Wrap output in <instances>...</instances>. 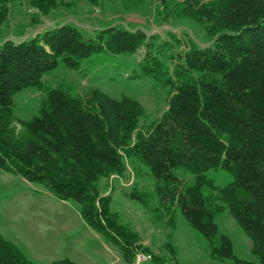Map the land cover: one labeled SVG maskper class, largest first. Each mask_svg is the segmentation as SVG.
<instances>
[{"label": "trees", "instance_id": "1", "mask_svg": "<svg viewBox=\"0 0 264 264\" xmlns=\"http://www.w3.org/2000/svg\"><path fill=\"white\" fill-rule=\"evenodd\" d=\"M18 1L0 0V168L75 203L127 261L140 250L152 264H178L170 235L180 212L211 258L264 264V0H20L36 10L34 23L87 1L179 33L114 20L86 30L72 19L3 38L9 24L1 23ZM108 66L126 69L132 88L146 79L154 92L165 90L166 107L151 116L131 90L65 76L96 77ZM53 72L59 80L45 81ZM27 88L39 89L37 108L19 118L14 95ZM128 169L127 197L170 231L158 252L141 246L139 232L110 205V179ZM219 170L229 175L225 183L210 175ZM225 212L251 239L253 259L237 257L220 231ZM0 264L36 263L0 233Z\"/></svg>", "mask_w": 264, "mask_h": 264}, {"label": "rangeland", "instance_id": "2", "mask_svg": "<svg viewBox=\"0 0 264 264\" xmlns=\"http://www.w3.org/2000/svg\"><path fill=\"white\" fill-rule=\"evenodd\" d=\"M34 11L36 10L29 7L28 3L20 0L12 6L6 21L1 23L2 30L6 24H9L7 31L2 35L3 38L33 36L58 20L72 19L86 30L102 26L103 21L114 20L126 25L133 24L148 33L154 31L162 33L167 28L179 33L178 26L171 27L168 24L157 26L151 19L147 21L144 16L134 13L110 10L103 12L98 6L87 1L78 2L73 12L70 11L72 13L64 17H42L37 23L32 19ZM98 74L97 76H102L104 79L103 82H99L97 76L92 77L94 75L81 78L76 72L65 76L73 80L78 78L81 85L93 83L108 92L131 90L130 94L135 95L151 116L159 115L166 107L165 90L154 92L146 79L133 80L135 86L130 87L126 81L128 74L126 69L117 74L112 66H108ZM60 76L59 73L53 72L44 79L55 83ZM39 96L40 91L37 88H27L15 93L16 115L19 118L31 116L36 111ZM15 126L19 128L18 123ZM127 172L125 177L119 179L114 175L110 179L111 187L107 189V192L111 193L110 205L120 213L122 220L129 222L139 232L141 246L158 252L164 246L165 235L170 231L167 227L153 222L140 203L127 197L125 192L129 191L134 180L132 171L128 169ZM210 175L219 183L229 180L228 173L223 170L211 171ZM218 225L220 231L230 237L233 252L237 257L253 259L250 252L251 239L233 217L226 212L223 213L218 218ZM0 233L17 243L36 264H49L65 257L78 264H101L102 261H99L98 256H103L105 264H124L121 250L86 224L75 203L70 200H60L42 186L1 168ZM170 240L176 249L178 264H236L231 260L220 262L211 258L205 249L202 235L188 225L180 212L177 213L176 227L171 231ZM132 261L130 264H135L134 258ZM169 262L168 264H173V261ZM150 263L145 261L140 264Z\"/></svg>", "mask_w": 264, "mask_h": 264}, {"label": "built area", "instance_id": "3", "mask_svg": "<svg viewBox=\"0 0 264 264\" xmlns=\"http://www.w3.org/2000/svg\"><path fill=\"white\" fill-rule=\"evenodd\" d=\"M149 262L150 261V255L143 251H136L134 256V262L135 264H140L143 262ZM151 264V263H150Z\"/></svg>", "mask_w": 264, "mask_h": 264}, {"label": "crops", "instance_id": "4", "mask_svg": "<svg viewBox=\"0 0 264 264\" xmlns=\"http://www.w3.org/2000/svg\"><path fill=\"white\" fill-rule=\"evenodd\" d=\"M123 257H124V255H123ZM98 258L100 259V260L98 259L99 261H102L101 264H105V262H104V260H103V259H104L103 256H98ZM123 262H124V264H130V263H132L133 261H131V262H130V261H127V260L125 259V257H124V258H123Z\"/></svg>", "mask_w": 264, "mask_h": 264}]
</instances>
